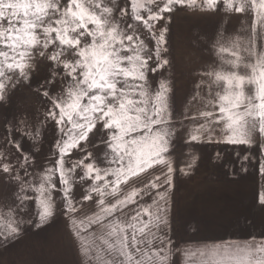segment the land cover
<instances>
[{"label": "snow or ice", "instance_id": "snow-or-ice-1", "mask_svg": "<svg viewBox=\"0 0 264 264\" xmlns=\"http://www.w3.org/2000/svg\"><path fill=\"white\" fill-rule=\"evenodd\" d=\"M177 9L253 17L243 36L219 29L213 34L208 47L217 63L198 73L208 79L189 100L199 98L203 107L189 115L186 106L180 119L170 102L171 82L162 78L153 89L148 76L170 66L162 22ZM38 59L52 62L37 94L46 105L41 126L55 124L58 157L54 166L35 170L13 133L36 143L40 127L33 131L18 119L14 129L6 120L0 174L14 189V204L2 213L7 224L0 225V244L15 242L25 228L48 225L59 211L60 193L81 264H170L175 251L188 264L196 255L206 257L200 264H264V240L198 242L193 251V242L174 249L169 237L175 172L169 156L178 135L193 149L205 143L258 147L264 176V0H0V106L11 104L18 87L32 86ZM57 77L59 92L52 94L49 85ZM90 134L104 145L103 166L89 151ZM12 146L20 156L8 152ZM73 149L87 155L72 159ZM185 155L190 159L180 172L190 175L198 157ZM234 155L247 171L248 151ZM222 156L215 153L214 161ZM156 166L159 175L148 171ZM78 168L79 181H91L82 197L96 204L91 215H77L83 206L71 195ZM146 197L151 202L141 203ZM257 203L264 207V191Z\"/></svg>", "mask_w": 264, "mask_h": 264}, {"label": "crops", "instance_id": "crops-1", "mask_svg": "<svg viewBox=\"0 0 264 264\" xmlns=\"http://www.w3.org/2000/svg\"><path fill=\"white\" fill-rule=\"evenodd\" d=\"M202 42L208 46L209 39ZM181 51L176 56V75L173 87L174 110L180 119L187 106L189 115L203 107L199 98L189 100L196 94V85L207 77L198 73L207 71L217 63L210 54L209 47ZM207 52V54L205 53ZM206 56V58H205ZM182 74V75H181ZM200 93L207 96V88L201 87ZM191 121H185L189 124ZM248 151L247 171L240 169L239 157ZM191 152L198 157L197 166L190 175H182L181 168L186 167ZM223 156L214 161L215 153ZM259 148L250 151L244 146L226 144H198L193 149L184 143L182 136H177L169 156L173 161V188L171 196V231L169 237L174 249L193 242V249L198 242L209 245L228 240L255 239L264 240V207L257 203L258 194L264 191V176L259 173ZM160 167L149 172L160 174ZM166 172V169H165ZM147 176V174H142ZM98 199V198H97ZM111 199V198H109ZM151 201L146 197L145 201ZM77 215H91L97 210L93 200L84 201ZM135 208L136 205H130ZM147 219V217H145ZM167 231V230H165ZM28 249L20 252L22 245ZM13 264H81L77 244L69 230L68 220L64 215L52 220L41 230L32 229L12 243ZM170 264H186L182 252L175 251L170 257Z\"/></svg>", "mask_w": 264, "mask_h": 264}, {"label": "rangeland", "instance_id": "rangeland-1", "mask_svg": "<svg viewBox=\"0 0 264 264\" xmlns=\"http://www.w3.org/2000/svg\"><path fill=\"white\" fill-rule=\"evenodd\" d=\"M165 15L171 16L170 22H162L165 23L168 28L167 47L169 51L165 55L170 61V66H165V68L160 69L156 73L149 72L148 76L149 83L153 89L158 87V81L160 79L165 78L169 80L171 82L172 92L176 75V56H178L181 51L186 49L191 51L196 48V44H198L199 49H207L208 46L202 45V42L206 43L205 41L208 39L210 40L217 29L221 31L226 30L228 34H239L243 36L245 35L244 28L251 24V20L253 18L251 14L244 17L238 14H209L186 9H177L173 13H166ZM141 31H143V29H141ZM143 38L147 43L149 41V34L145 32ZM205 53L207 54L206 51ZM36 63L38 70L32 73V86L18 87L12 93L11 104L0 106V147L4 146V137L6 136V120L12 124L14 129L17 127L18 119L26 120L28 122V126L33 131L37 127H40L41 138L36 143L29 142L28 139L21 137L18 132L13 133L15 138L21 140L22 151L27 152L34 158L36 166L35 170L39 171L44 167L54 166L55 159L58 157V152L54 149L55 141L57 139L54 122L49 121L43 126L40 124V122L44 119L43 113L46 110V105L42 94H37L38 84L42 83L46 77L50 76L52 69L49 65H51L52 62L44 59H38ZM49 89L52 94H57L59 92V77H57L56 84L49 85ZM43 90L44 89H39L41 93ZM172 92L170 93V102L173 105V108H175L174 94ZM175 112L176 111L174 110V114ZM13 117H16V119H12ZM90 138L94 142V146H91L89 151L93 153V157L97 158L98 161L101 162V166H103L102 153L104 151V145L98 143L99 135L90 134ZM8 152L13 156V158L20 156V152H17L14 146L9 147ZM85 155H87V153L80 152L78 149H73L71 158L82 159ZM66 159H68V157H66ZM85 162L87 163L92 161ZM82 174V169L78 168L77 172L74 174L76 180L72 186L71 195L74 202H77V205L84 202L82 197L85 193V189L91 184V181H79L78 177ZM141 177L145 179L147 178V176L142 174ZM3 181V174H0V225L6 226L7 218L2 213L7 212L8 208L14 204L12 197L14 189L11 185L6 184ZM56 182L57 187H59L58 177H56ZM60 195V193L56 194L59 211L53 220L60 217L63 212ZM17 215L20 216L23 215V213H17ZM32 229L33 228H25L23 234ZM12 243L7 245L0 244V264H13V255L11 251ZM26 249H28V245L24 244L22 245L20 252H23ZM202 259H206V257H200L199 255L193 256L191 257V264H200ZM183 261L188 264V261Z\"/></svg>", "mask_w": 264, "mask_h": 264}]
</instances>
